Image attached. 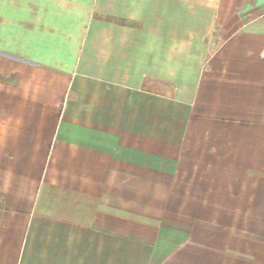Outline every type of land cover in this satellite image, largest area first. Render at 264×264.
Listing matches in <instances>:
<instances>
[{
    "label": "crops",
    "instance_id": "0c3cea01",
    "mask_svg": "<svg viewBox=\"0 0 264 264\" xmlns=\"http://www.w3.org/2000/svg\"><path fill=\"white\" fill-rule=\"evenodd\" d=\"M260 175L264 0H0V264H213Z\"/></svg>",
    "mask_w": 264,
    "mask_h": 264
},
{
    "label": "rangeland",
    "instance_id": "374dc122",
    "mask_svg": "<svg viewBox=\"0 0 264 264\" xmlns=\"http://www.w3.org/2000/svg\"><path fill=\"white\" fill-rule=\"evenodd\" d=\"M261 182L264 177L260 175ZM264 188V187H263ZM260 192L259 214L251 219V209H244V223H215L220 213H207L212 223L200 225L211 234L213 264H264V190ZM255 210V209H254Z\"/></svg>",
    "mask_w": 264,
    "mask_h": 264
},
{
    "label": "trees",
    "instance_id": "16d2710c",
    "mask_svg": "<svg viewBox=\"0 0 264 264\" xmlns=\"http://www.w3.org/2000/svg\"><path fill=\"white\" fill-rule=\"evenodd\" d=\"M101 19L106 20V21H110V22H116V23H120V24L130 25V26L135 25L134 22L127 21V20H119V19L117 20V19H113V18H109V17H101Z\"/></svg>",
    "mask_w": 264,
    "mask_h": 264
}]
</instances>
